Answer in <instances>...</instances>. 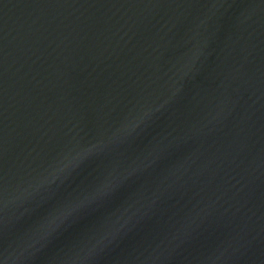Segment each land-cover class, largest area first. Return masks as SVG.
Instances as JSON below:
<instances>
[{"label":"water","instance_id":"1","mask_svg":"<svg viewBox=\"0 0 264 264\" xmlns=\"http://www.w3.org/2000/svg\"><path fill=\"white\" fill-rule=\"evenodd\" d=\"M101 137L37 190L66 147ZM81 249L83 264H264V0H0V264Z\"/></svg>","mask_w":264,"mask_h":264},{"label":"clouds","instance_id":"2","mask_svg":"<svg viewBox=\"0 0 264 264\" xmlns=\"http://www.w3.org/2000/svg\"><path fill=\"white\" fill-rule=\"evenodd\" d=\"M190 71V67L188 64L183 65L181 68L177 69L178 73H183V75H187V72ZM159 111V109H157ZM152 110L149 109L147 111H143L140 115L136 117H126L124 121L117 127L110 136L107 137V143H112L118 140H122L130 136L134 133L146 120V118L150 117ZM107 146L105 139L101 137L95 143L87 146L81 147L77 144L66 147L64 151H62L58 157L52 162L48 169H46V174L43 176L44 178L39 182L36 186L37 190L39 187H42L44 184H48L49 186L53 183H56L57 180H61L66 177L72 170L79 166L85 159L90 156L97 154L99 151H103ZM33 185L31 183L28 184L27 187L23 188V190H17L16 193H13L10 198L4 199L2 201L3 207L7 208L10 203H13L16 200H19L21 196L30 195L29 188H32ZM108 187L107 184H102L96 186L94 189V195L89 199L87 196L81 200V202L74 207H69V205L63 206L61 209H58L54 214L49 216L39 227L38 232H43L42 238H47L52 232H54L57 228L60 227L63 222L68 219V217L72 216L73 213L78 212L83 207H85V201H87L88 205L95 203L97 199H103L105 196L110 194L109 191H105ZM114 188L112 189V191ZM127 223V222H125ZM95 246H93L94 248ZM84 249H81L75 255L69 256L65 264H83V260L87 259V255L91 253V249L88 251V254L82 255L84 253ZM23 256V251L21 250L19 254L13 252L8 254L4 258V264H17L19 258Z\"/></svg>","mask_w":264,"mask_h":264}]
</instances>
